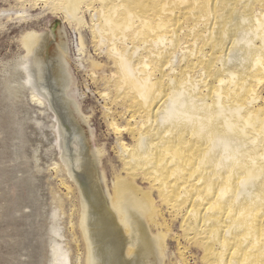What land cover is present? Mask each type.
<instances>
[{
  "label": "bare ground",
  "instance_id": "6f19581e",
  "mask_svg": "<svg viewBox=\"0 0 264 264\" xmlns=\"http://www.w3.org/2000/svg\"><path fill=\"white\" fill-rule=\"evenodd\" d=\"M37 1L79 26V55L87 45L82 7L96 10L91 40L109 47L116 67L101 93H114L107 98L126 120L109 123L123 163L109 187L99 168L104 149L92 148L85 130L66 21L28 33L29 56L14 65L23 76L10 89L28 86L56 117L63 166L80 199L85 263L164 264L155 192L205 263L264 264V0ZM231 53L238 61L227 67ZM50 234L49 264H70L58 224Z\"/></svg>",
  "mask_w": 264,
  "mask_h": 264
},
{
  "label": "rangeland",
  "instance_id": "374dc122",
  "mask_svg": "<svg viewBox=\"0 0 264 264\" xmlns=\"http://www.w3.org/2000/svg\"><path fill=\"white\" fill-rule=\"evenodd\" d=\"M25 1L0 0V264H49L50 233L54 223L60 227L58 239L69 253L70 264H86L85 242L80 228V199L63 166L56 117L46 105L32 100L28 86L18 92L11 91L10 87L23 76V71L15 70L14 65L29 56L25 46L28 33L45 32L66 21L77 98L89 120L85 130L92 148L104 149L99 168L105 171L111 187L123 163L119 158L118 136L109 123L111 116L122 126L126 125V120L125 116L118 114L123 111L122 106H112L107 98L114 93L104 97L101 92L107 88L105 79L116 74V67L108 56L106 49L109 47H100L99 42L97 45L91 40L96 10L82 7L87 45L84 54L79 55L77 44L72 41L74 33L79 37V26L69 24L64 12L51 7L53 5L49 7L37 0ZM97 4L96 9L100 6ZM235 57L232 53L230 59L227 56V67L237 64L238 57L234 61ZM175 59L180 62L177 57ZM175 59L174 64H178ZM260 92L264 96V90L260 89ZM106 106H111L113 111L108 112ZM90 130L93 131L91 135ZM124 136L127 143H133L129 134L124 132ZM143 186L144 189L149 187L148 183ZM153 198L156 206L162 208L161 219H165L160 227L166 234L164 264H207L202 249L184 237L182 220H174L164 210L157 193H153ZM179 251L184 252L186 260H182Z\"/></svg>",
  "mask_w": 264,
  "mask_h": 264
},
{
  "label": "built area",
  "instance_id": "2783aa9c",
  "mask_svg": "<svg viewBox=\"0 0 264 264\" xmlns=\"http://www.w3.org/2000/svg\"><path fill=\"white\" fill-rule=\"evenodd\" d=\"M72 41H74L76 44H78V33H74L73 36H72Z\"/></svg>",
  "mask_w": 264,
  "mask_h": 264
}]
</instances>
